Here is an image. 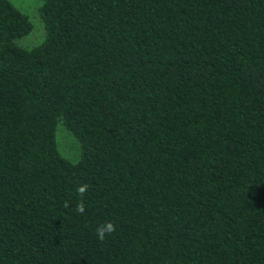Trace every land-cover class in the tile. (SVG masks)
<instances>
[{
    "label": "trees",
    "instance_id": "trees-1",
    "mask_svg": "<svg viewBox=\"0 0 264 264\" xmlns=\"http://www.w3.org/2000/svg\"><path fill=\"white\" fill-rule=\"evenodd\" d=\"M38 15L25 46L29 15L0 0V264H264V0Z\"/></svg>",
    "mask_w": 264,
    "mask_h": 264
},
{
    "label": "rangeland",
    "instance_id": "rangeland-1",
    "mask_svg": "<svg viewBox=\"0 0 264 264\" xmlns=\"http://www.w3.org/2000/svg\"><path fill=\"white\" fill-rule=\"evenodd\" d=\"M41 1L42 0H12L15 6L29 15L33 25L32 32L21 42L25 46H32L38 43L42 38L43 28L38 15V6ZM57 139L59 141L60 151H62L65 156L67 155L70 159H73L75 148L72 145V138L66 131L62 130L58 133Z\"/></svg>",
    "mask_w": 264,
    "mask_h": 264
},
{
    "label": "clouds",
    "instance_id": "clouds-1",
    "mask_svg": "<svg viewBox=\"0 0 264 264\" xmlns=\"http://www.w3.org/2000/svg\"><path fill=\"white\" fill-rule=\"evenodd\" d=\"M90 185L88 184H80L76 188V194L78 196V200L75 204V211L84 215L86 212V202L84 200V196L87 193ZM68 203H65V207H68ZM116 231V226L112 220L105 221L95 228V235L98 241L104 242L108 236H111Z\"/></svg>",
    "mask_w": 264,
    "mask_h": 264
}]
</instances>
